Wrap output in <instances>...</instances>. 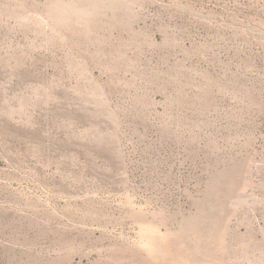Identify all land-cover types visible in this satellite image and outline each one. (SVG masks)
Here are the masks:
<instances>
[{"label": "rangeland", "instance_id": "obj_1", "mask_svg": "<svg viewBox=\"0 0 264 264\" xmlns=\"http://www.w3.org/2000/svg\"><path fill=\"white\" fill-rule=\"evenodd\" d=\"M0 264H264V0H0Z\"/></svg>", "mask_w": 264, "mask_h": 264}]
</instances>
